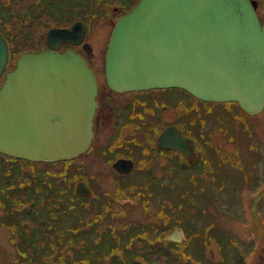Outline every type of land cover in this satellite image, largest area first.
Instances as JSON below:
<instances>
[{"label":"water","instance_id":"1","mask_svg":"<svg viewBox=\"0 0 264 264\" xmlns=\"http://www.w3.org/2000/svg\"><path fill=\"white\" fill-rule=\"evenodd\" d=\"M257 0H138L115 22L105 56L114 90L180 87L210 101H236L245 111L264 107V19ZM85 25L51 27L49 48L24 51L0 84V151L56 160L83 151L93 136L96 75L85 56L59 50L80 43ZM87 57L91 45L83 43ZM0 32V76L8 60ZM162 147L187 151L176 126L158 136ZM129 170L131 160L118 159ZM77 192H81L78 188ZM180 229L168 237L182 238Z\"/></svg>","mask_w":264,"mask_h":264},{"label":"flooded vegetation","instance_id":"2","mask_svg":"<svg viewBox=\"0 0 264 264\" xmlns=\"http://www.w3.org/2000/svg\"><path fill=\"white\" fill-rule=\"evenodd\" d=\"M116 1L117 3L111 5L112 12H118L120 9L119 6L128 5L133 0ZM74 4L72 7L73 12L68 7L69 12L67 18H62L61 21L57 20L58 24L54 26L70 27L71 23L76 19H81L85 23V36L83 41L89 42L92 46V55L87 60L97 78V105L93 114L92 140L83 151L79 152L72 159H20L7 156L11 159L0 168H6L4 171L5 175H2V186H0V206H6L8 219H2L0 217V225L5 226L9 230L11 229V233L8 236L9 243H17L22 240L20 236H17L16 232L17 208L14 206L17 205V198L24 196L26 197V203H31L34 206L32 210L26 213L28 223L27 243H38L40 241L42 243L41 250L44 249L45 252L48 251L49 244L44 246V243H53L56 240V243H59V246L62 247L65 236L69 232L66 230L68 227L65 229L66 217L64 209L62 208L66 203L64 181L61 180L59 182L58 174L60 172H71L74 169L78 178L73 184V191L76 196L72 204L81 206L80 204L83 203L81 208L84 211L82 210L81 213L86 215L80 218L79 222L74 225L73 237L77 240V237L82 235L80 233L81 229L82 232L84 231L83 235L86 236L85 238L87 240L82 236L83 240L77 241V243H87L90 241V243H93L92 246L95 250V254L93 252L87 253L83 258L87 259L88 264H133L136 263V256L130 257L128 253H124L123 255L110 253L111 249L115 247L125 248L126 245H122L120 238L127 235L124 228L129 226L130 223L133 225V223L131 219L124 220L125 222L120 221L122 219L120 217L130 215L129 211L135 207L134 204L139 198L142 201L150 198L153 189L151 188L152 186L148 187V185L154 184L158 186V194L166 193L169 196L175 195L176 190H184L186 187H188V189H185L186 191L188 190L186 193L193 195V197L204 191L206 193V182L211 177L215 180L219 178V186L225 185L224 179L217 177V173L227 163V156L231 158L233 156L232 152L234 151L224 147L221 153L213 152L214 149L205 144L208 129L203 131L200 122H204V114L211 110L209 105L216 102L199 99L185 90L176 87L123 91L110 88L104 75L105 42L103 41L96 48V45L94 46L90 39L101 40L106 25L109 26L106 38L108 39L116 19L110 17L111 11H107L104 6L103 8H92L91 6L84 5L85 2L82 0H77ZM82 8L89 9L85 11L84 19L80 18ZM64 10L65 8H62V11ZM100 19L102 21H100L99 26L95 27V22ZM69 48H73L83 56H87L82 43L72 44L64 42L59 49L64 50ZM175 92L182 93L186 99L188 98V104L186 101H181L180 98H177ZM167 114L170 115L167 116ZM170 116H172V120L168 119ZM163 123L166 124L161 128ZM169 125L176 126L180 135L185 138L184 146L187 147V151L176 147H162L158 144V136ZM143 133H148V144L140 139V137H143ZM212 152L217 155V163L219 165L216 163V156H213V159H211L210 155ZM1 155L4 154L0 152V159ZM151 155L154 157L153 160L151 159ZM95 158L103 162L105 161V170L94 171L84 169L86 166L83 168L82 164H78H85L86 162V165H88ZM118 159L131 160L132 167L129 170L117 168L115 163ZM17 160L21 162L15 164L14 161ZM72 160H75L78 165L72 166V163H70ZM154 161L158 163L157 167ZM37 164L42 165V168H37ZM13 172H16V175H13ZM104 172L113 177L116 181V186L112 190L104 189L98 191L95 184L96 174H103ZM49 179H52L53 182H50ZM178 179H180L179 185ZM130 183H132L131 189L136 186L134 183H139L140 188H143L142 194H135L133 189V193L129 190L130 196L125 195ZM58 184L60 197L59 199L57 198L58 204H55L52 203L49 197L47 198V195L54 194H49V189H55L58 187ZM23 187H26V192L22 191ZM78 188L81 192H77ZM222 189L224 190V187ZM93 195H96L95 198H102L100 206L105 209L100 212V218L96 215L97 212L92 213V208H86L87 206H85ZM159 200L160 196L156 195L154 197V205L158 214L161 213ZM56 206H58V209ZM176 208L172 207L171 210H175ZM76 209L77 212L81 211L79 208ZM56 210L58 212H55ZM141 211H145L143 207ZM50 214L52 215L51 219H49ZM141 214L146 216L145 212H141ZM84 219H91L90 226H87L86 223L81 224V221ZM176 219L184 220L183 217ZM135 220L133 218L134 223L139 224L138 230L144 231L146 223L149 220L148 222H145L144 219L142 221L136 220V222ZM161 221L159 220L158 223L161 224ZM119 222H122L124 225L119 227ZM43 224H47L48 226L46 231L43 230ZM133 226L135 227L136 225ZM115 228L120 230L117 231ZM176 229L168 233L164 241H153L152 243L155 244H151L150 248L152 254L145 257L140 255L137 257L138 261L145 264H192L187 257L182 256L186 254L184 253V246L182 252L180 251L178 253L176 245L181 240L168 238ZM181 229L183 238L188 239L183 228ZM99 243L103 247L108 248L98 250ZM107 243L116 244H108L107 246ZM162 246H170L171 250L162 253ZM32 251L38 252V249H33ZM97 252L98 254H96ZM71 259L75 263L79 257L75 256ZM144 259L147 262H143ZM41 261H44L45 264L48 263L46 258H42ZM238 263L241 264V262ZM32 264L43 263L36 261ZM60 264L67 263L63 260Z\"/></svg>","mask_w":264,"mask_h":264},{"label":"rangeland","instance_id":"3","mask_svg":"<svg viewBox=\"0 0 264 264\" xmlns=\"http://www.w3.org/2000/svg\"><path fill=\"white\" fill-rule=\"evenodd\" d=\"M28 1L29 0L19 1L17 5L13 6L8 4V8H0L1 11L6 10L3 15L0 13V26L10 46L6 70L11 69L15 59L23 51L46 48V30H48L50 26L52 27L55 25L52 17L59 21H61L62 18L66 19L69 12L68 7L71 9V12H73L72 7L75 5L74 0H45L48 3L46 5V13L43 14V21L42 19L40 20L29 16L31 12L28 10ZM103 1L106 2L104 8H106L107 11H111V5L117 3L116 0H101V2ZM258 1L260 3L261 14L264 16V0ZM136 2L137 0L129 7H127V5L124 7L119 6V11H111L110 17L117 19L124 12L128 11ZM11 7L15 9L8 12V10H11ZM62 8H65V10L62 11ZM83 17L85 18V15H83ZM1 19H6L7 22H1ZM100 21H102V19L95 22V27L99 26ZM20 27L24 28L22 31L26 32L27 37L22 36L20 33L15 36V31ZM103 31L101 40L90 39L94 46L96 45V48L98 45H101L103 41L105 42V47L107 45L108 39L106 38L109 26L106 25ZM3 78L4 75L0 77V82ZM175 93L177 94V98H180L181 101H186L188 104V98L186 99L182 93ZM209 106L211 110L204 114V122H200L203 131L208 129L206 133L207 141L205 144L213 148V152L221 153L224 147L234 151L232 152L233 156L231 158L227 156V163L223 165L220 172L217 173V177L224 179L225 185L219 186L217 179L215 180L213 177H208L209 180L206 182V193H204V191L193 197V195L186 193L188 190L186 191L185 189L176 190L175 195L173 194L172 196L166 195V193L158 194L157 189H159V187L154 184H149L148 187L152 186L151 188L153 189L150 198L145 199L146 202L140 200V198L139 200L135 198L137 201L134 204L135 207L129 211L130 215L120 217L123 220L119 219L123 222H125L124 220L127 221L131 219L133 225L136 226L139 224H135L133 218L137 221H142V219H144L145 222H148V220L151 221L149 216L146 217L142 215L141 212H146L145 209L149 212H156L154 197L157 195L160 196L161 203L168 201L170 205L177 207L175 210H169L170 208L162 206L160 216L162 224H160V227L165 225L166 222L168 225L177 222L173 219L184 218L182 221V228L185 229L186 235L190 237V242L186 243L187 239L182 238V241L178 243L176 247L178 248V253H180V251L182 252L183 246L185 247L184 253L186 254L182 256L188 257L192 264H240L238 262H241V264H264V109L260 113L247 114L244 113L243 109L240 108L236 102L230 101L216 102ZM169 115L170 114H167V116ZM168 119L172 120L173 118L170 116ZM165 124L163 123L161 128ZM143 134V137H140V139L148 144V133ZM239 145H241V147H239ZM213 152L210 157L213 159V156H216L215 160L217 163L218 157ZM153 158V155H151L152 160ZM9 159L11 158L1 155L0 168L6 164ZM88 161L90 162V160ZM14 162L17 164L21 161L17 160ZM104 162L95 158L92 163L88 165H86V162L85 164H78H82L83 168L86 166L84 169L100 171L106 169ZM70 163H72V166H75L74 163L76 162L73 160ZM154 164L157 167L158 163L154 161ZM217 164L219 165V163ZM37 168H42V165L37 164ZM0 170V186H2V175H5L4 171L6 168ZM13 175H16V172H13ZM96 175L95 184L98 191L104 189L112 190L116 186V181L110 174L104 172L103 174L97 173ZM49 181L53 182L52 179H49ZM222 187H224V190ZM139 189L140 185L136 187L135 194L139 193ZM129 190L132 192L133 188L131 189L129 187V189H126L125 195L130 194ZM141 194L142 192H140V195ZM155 200L157 201V199ZM142 207L145 211H141ZM168 213H170L171 216L168 215ZM0 217L2 219H8L6 215V206H0ZM168 219H170V221H168ZM118 225L121 227L124 224L119 222ZM115 229H117V231L120 230L118 228ZM10 231L11 229L9 230L5 226L0 225V264H25L27 261L29 264L36 261L45 264L44 261H41L42 258H46L47 264H60L63 260L70 262L76 250L75 246L69 245L58 247V251L51 250L52 248L49 244L48 251L45 252L44 249L41 250L42 246L40 241H38V243H27V238L17 243H9L8 236L11 233ZM167 234L162 232L159 236H156L154 232H151V227L149 226L140 238L143 239V241L145 240L143 242L145 244L139 243L140 240L137 239L139 243L137 244L141 247L138 248V253L134 248H131L129 250V255L136 256L139 254V256L143 255V257H145L152 254L150 245L155 244L152 242L156 240H165ZM150 235L154 238H149ZM80 240H83L82 235H79L77 240L73 238L72 242L79 246L83 245L85 254L91 252L95 254V250L92 246L93 243H90V241L87 243H77V241L79 242ZM33 249H38V252L32 251ZM141 249H143L144 252L141 251ZM145 249L147 252H145ZM168 250H171L170 246L161 247L162 253ZM24 251L27 252V255ZM96 254H98V252ZM26 256H31V258ZM143 262L147 261L144 260Z\"/></svg>","mask_w":264,"mask_h":264},{"label":"trees","instance_id":"4","mask_svg":"<svg viewBox=\"0 0 264 264\" xmlns=\"http://www.w3.org/2000/svg\"><path fill=\"white\" fill-rule=\"evenodd\" d=\"M19 1H24V0H10V1H8V0H0V5H1L0 8H2V7H7L8 8V4L13 5V6L17 5L19 3ZM74 1H77V0H74ZM82 1L85 2L84 5H87L89 7L91 6L92 8H97V7L98 8H103V6H105V4H106V2H104V1L101 2V0H82ZM47 3L48 2L45 1V0H29L28 1V10L31 12L29 16H32L33 18L40 19V20L42 19L44 21V15L43 14L46 13V5H47ZM14 9L11 7V10H8V12L9 11H13ZM86 10H89V9L82 8V12L80 13V15L83 16L85 14ZM5 12H6V10H2V11L0 10L1 15H3ZM53 21L55 22V24H58V22H56L57 20L53 19ZM1 22H7V20L6 19H1ZM27 22H29V21H27ZM23 29L24 28H22V27L18 28V30L15 31V36H17L20 33L22 36L27 37L26 36V32L22 31ZM0 31L3 33V35L7 39L6 35L1 30V26H0ZM13 34H14V32H13ZM9 50H10V46H9ZM67 163H68V161H67ZM74 165L77 166V163H74ZM71 169H73V168H71ZM58 177H59L60 181L61 180L64 181V193H65L66 203L64 204V206L62 208L64 209V214H65V217H66L65 218V229H66V227H68L66 230H67V232H69V234H66V236H65V240H64L63 246L64 245L75 246L76 250H75L74 254L72 255V257H75V256L79 257L78 261H75V263L73 262V259H71L70 262L68 261L66 263L67 264H88L87 259L83 258L84 256L87 255V254H85V252H83V245L79 246V245H76V243L72 242V240L74 238L73 237L74 227H72V226L77 224L79 222V219L86 215L84 213H81L82 210H83V208H81L83 203L80 204L81 206H78L77 204H75V205L72 204V201L75 199V196H76L74 194V191H73L74 181L78 178L77 175H76V171L73 169L71 172H60L58 174ZM218 180H219V178H218ZM130 182H132V181H130ZM179 183H180V179H178V185H179ZM134 185H136V186L133 189H134V192H136V187L139 186V183H134ZM129 187H132V183L129 184ZM185 189H188V187H186ZM22 191L26 192V187H23ZM49 192H50L49 194H52V193H54V194L47 195V198L49 197V199L52 200V203L58 204L57 202H58V199L60 197L59 196V194H60L59 193V184H58V187H56L55 189H52V188L49 189ZM140 192H142L141 188L139 189V193ZM132 193H133V191H132ZM95 196L96 195H93L90 198V201L88 202V204H85V206H87L86 208H92V210H93L92 213L93 212H97L96 215L99 216L100 212H102L105 208L104 207L101 208L102 206H100V204L102 203L101 202L102 198H100V199L99 198H95ZM25 199H26V197H24V196L21 197V198H17V205L14 206V207L17 208L16 209L17 210V214H16V216H17V218H16L17 219L16 220L17 236H20L23 240L27 238V233H28V231H27L28 223H27V220H26V213H27V211L32 210V208H34L33 204H31V203L27 204ZM144 201L146 202V200H144ZM182 201L185 202L184 200H182ZM169 203L170 202H168V201H165V202L161 203V201L159 200V205H161V209H162V206H166L167 208H170L169 210H171L173 206L170 205ZM56 208L58 209V206H56ZM76 208L81 209V211L77 212ZM145 210H146V212H145L146 216H149L151 218L150 219L151 221L146 223L144 231L146 230V228H149V226H151V232H154L156 234V236H159L162 232H164V234H167V233H170L176 227H181V228L183 227L182 226V221L180 219H178V220L177 219H173V220H175L177 222H174L171 225H168V223L166 222L165 225H162L160 227L161 228V230H160V228H158L160 226V223H158V221L160 220L161 213L158 214L157 212L154 213V212H149L147 209H145ZM55 212H58V210H56ZM168 215L171 216L170 213H168ZM68 217H69V220H68ZM152 217H153V219H152ZM51 218H52V215L50 214L49 215V219H51ZM98 218H100V216ZM168 221H170V219H168ZM85 223H86L87 226H90L89 224L91 223V219H88V220L84 219V220L81 221V224H85ZM161 224H162V221H161ZM42 227H43L44 231H46L47 228H48L47 224H43ZM152 227H157L158 229L157 228L153 229ZM124 229L126 230L127 235L125 237H121L120 240H121V243H122L123 246L126 245L125 248L123 247V249H122V247H120V248L115 247V248L111 249V253L110 254H114V253H116L118 255H123L124 253L125 254H127V253L130 254L129 250L131 248L132 249L134 248L135 251L138 253V248L141 247L138 244L139 243L145 244V243H143L145 240L143 241V239H140L142 237L144 231L138 230L139 229L138 226L134 227L130 223L129 226H126V228H124ZM33 230H34V228H33ZM82 230H84V229H82ZM183 230H184V232L186 234V231H185L184 228H183ZM90 232H91V230H90ZM128 232H130V233H128ZM146 232H148V231H146ZM80 233L82 234L84 239L87 240L85 238L86 236L83 235L84 231L82 232L81 229H80ZM149 238H154V237L152 235H150ZM137 239L140 240L139 243H138ZM187 242L188 243L190 242V237L189 236H188V239H187L186 243ZM61 243H62V241H61ZM47 244L51 245V248H52L51 250H56L57 251L58 247H60L59 243H56V240L53 243H44V246L47 245ZM108 244H111V243H107V246H108ZM113 244H116V243H112L111 245H113ZM149 244H151V243H149ZM99 245L100 246L98 247V250H103L104 248H108V247H103L101 243H99ZM41 246H42V243H41ZM150 248H151V245H150ZM141 251L144 252L143 249H141ZM145 252H147L146 249H145ZM24 253L27 255L26 251H24ZM134 256L135 255H132L130 257H134ZM26 257L31 258V256H26ZM137 257H139V254L136 255V260H135L136 263H133V264H145V263L139 262ZM25 264H29V262L27 261V262H25Z\"/></svg>","mask_w":264,"mask_h":264}]
</instances>
